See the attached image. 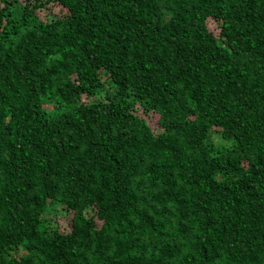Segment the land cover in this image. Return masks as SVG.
Returning <instances> with one entry per match:
<instances>
[{"label":"trees","instance_id":"16d2710c","mask_svg":"<svg viewBox=\"0 0 264 264\" xmlns=\"http://www.w3.org/2000/svg\"><path fill=\"white\" fill-rule=\"evenodd\" d=\"M0 264H264V0H0Z\"/></svg>","mask_w":264,"mask_h":264},{"label":"rangeland","instance_id":"374dc122","mask_svg":"<svg viewBox=\"0 0 264 264\" xmlns=\"http://www.w3.org/2000/svg\"><path fill=\"white\" fill-rule=\"evenodd\" d=\"M48 18H51L50 16Z\"/></svg>","mask_w":264,"mask_h":264}]
</instances>
